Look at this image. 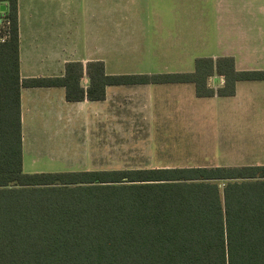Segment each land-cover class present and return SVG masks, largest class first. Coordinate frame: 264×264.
I'll return each mask as SVG.
<instances>
[{
	"label": "trees",
	"instance_id": "obj_1",
	"mask_svg": "<svg viewBox=\"0 0 264 264\" xmlns=\"http://www.w3.org/2000/svg\"><path fill=\"white\" fill-rule=\"evenodd\" d=\"M0 2V264H264V165L26 174L22 122L23 88H65L70 103L168 84L232 98L239 83L264 82V70L222 56L197 58L192 72L108 75L97 61L22 80L19 0Z\"/></svg>",
	"mask_w": 264,
	"mask_h": 264
},
{
	"label": "rangeland",
	"instance_id": "obj_2",
	"mask_svg": "<svg viewBox=\"0 0 264 264\" xmlns=\"http://www.w3.org/2000/svg\"><path fill=\"white\" fill-rule=\"evenodd\" d=\"M71 6L80 13L82 36L107 29L106 41L91 44L106 45L109 70L192 72L198 57L220 54L235 55L240 69L264 70V46L218 49L210 43L218 13L224 15L226 26L251 23L246 1L72 0ZM100 13H111V22ZM220 79L212 78L210 85L218 88ZM154 87L169 88L120 97L113 105L110 144L104 143L109 140H104L102 130L92 136L87 129L72 132L27 121L24 172L264 165V82L241 83L238 96L228 99H198L193 85Z\"/></svg>",
	"mask_w": 264,
	"mask_h": 264
},
{
	"label": "crops",
	"instance_id": "obj_3",
	"mask_svg": "<svg viewBox=\"0 0 264 264\" xmlns=\"http://www.w3.org/2000/svg\"><path fill=\"white\" fill-rule=\"evenodd\" d=\"M241 1L249 2L251 6L250 15L253 18L251 23H249V21L248 23L245 22L246 25L243 28L241 26L238 27V23L236 22L226 26L224 15L218 13L219 25L216 23L215 29L209 32V35H211L213 39L210 43L216 44L215 47L213 46L214 48L226 49L230 47H239L243 49H252L251 47L256 48L258 45H260V47L264 46V0ZM67 2L72 3V0H19L20 74L22 80L64 77L66 74V66L69 63H83L86 67L88 63L97 61H101L105 64L108 75H142L138 73H122L109 70L110 65L107 60L108 53L106 45L99 46L98 44H91L92 41H106L107 29L105 28L104 31L102 29L93 31L91 37L82 36L84 30L78 27L80 13H74L71 3H69L68 9H66ZM1 3L2 2H0V4ZM1 14L0 12V19L2 20ZM96 14L97 13H94L95 16ZM100 14L102 16L104 15L105 18L108 16L109 23L111 22V13ZM159 15L160 13L158 17ZM85 16L88 17V13H85ZM106 23L107 21H105V24ZM240 24H242V21ZM156 29L158 30V28ZM109 37V54L111 56V30L109 32ZM82 39H84V41H82ZM84 42L85 45H83ZM160 49L164 48L160 47ZM164 56H169V59L171 58L167 51ZM222 56L230 55L220 54L214 57H201H212L217 59ZM159 57L161 59L162 56ZM232 57H234L235 60L237 58L235 55ZM236 65L238 68L237 60ZM222 82H224L223 78L220 79L219 86H222ZM89 83V78L85 76L82 81L83 86L87 88ZM239 84L237 85L236 96L239 94ZM168 85H180L179 88H181L191 84ZM154 86L165 85L108 87L106 100L101 102L85 100L84 102L78 103H70L66 100L65 88H23V160L25 151L24 129L27 121H37L44 124L45 126L43 127L46 128L55 126L57 129H61L63 127V130L72 132L74 130H82L84 132L87 129L91 131L92 136H96L102 130L100 134H103L102 137L104 140H109L104 143L110 144L112 140L113 105L120 97H134L140 92L152 93L154 90L162 92L164 89L169 88H157Z\"/></svg>",
	"mask_w": 264,
	"mask_h": 264
},
{
	"label": "water",
	"instance_id": "obj_4",
	"mask_svg": "<svg viewBox=\"0 0 264 264\" xmlns=\"http://www.w3.org/2000/svg\"><path fill=\"white\" fill-rule=\"evenodd\" d=\"M6 11H7V4L1 3L0 4V12L3 14V13H6Z\"/></svg>",
	"mask_w": 264,
	"mask_h": 264
},
{
	"label": "built area",
	"instance_id": "obj_5",
	"mask_svg": "<svg viewBox=\"0 0 264 264\" xmlns=\"http://www.w3.org/2000/svg\"><path fill=\"white\" fill-rule=\"evenodd\" d=\"M2 25V20L0 19V26ZM6 40V37H2L0 34V43H4Z\"/></svg>",
	"mask_w": 264,
	"mask_h": 264
}]
</instances>
